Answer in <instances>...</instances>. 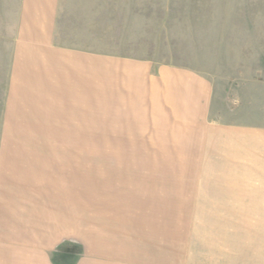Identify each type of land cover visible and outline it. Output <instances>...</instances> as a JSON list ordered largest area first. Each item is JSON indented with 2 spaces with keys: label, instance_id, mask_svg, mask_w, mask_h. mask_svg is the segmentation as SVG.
<instances>
[{
  "label": "rangeland",
  "instance_id": "obj_1",
  "mask_svg": "<svg viewBox=\"0 0 264 264\" xmlns=\"http://www.w3.org/2000/svg\"><path fill=\"white\" fill-rule=\"evenodd\" d=\"M263 70L264 0H0V264H264Z\"/></svg>",
  "mask_w": 264,
  "mask_h": 264
},
{
  "label": "crops",
  "instance_id": "obj_2",
  "mask_svg": "<svg viewBox=\"0 0 264 264\" xmlns=\"http://www.w3.org/2000/svg\"><path fill=\"white\" fill-rule=\"evenodd\" d=\"M263 72H264V70H263ZM261 135L264 136V134H256V136L254 135V137L256 138L255 141H257L256 143H258L259 146L261 145V152H259V153L257 152V150L255 148V141H254V143H251V141L247 140L246 142H243V143H231L230 145H228L229 143H222V145L232 146V148L234 149V155H232V157L237 156L236 158H246V159H249L254 165H257V164H259V162H257L258 159H254V160H252V159H253V157L256 158L258 155H260L261 156L260 162L262 164H264V141L262 142V140H259L260 139L259 136H261ZM233 138L234 137H232V139ZM224 140L226 141L227 138ZM236 150L238 152H236ZM235 152H236V154H235ZM262 170H264V168ZM248 179H254V178H252L251 176L248 175ZM248 196L250 197V203L252 202V203H255L257 205L260 202H262L261 200H264V191H254L253 190V193L248 194ZM251 198H252V200H251ZM249 209L254 210V211H264V207H249L248 210ZM40 239H41L40 235H38V237H36V236L34 237V240H40ZM43 242L46 243V240ZM29 249H31V248L27 249L25 247H21L20 249H18V251L17 250L15 251V252H18L17 259L13 260L12 263H10L8 261V262H4L3 264H15V263H17V264H28V258L29 257H33V255H37V254L40 255L38 252H36V253H34L35 251L31 252ZM36 249L38 250L39 247H36ZM21 253L23 254L22 256H21ZM24 253L26 255H24ZM24 258H25V261H24ZM46 263H47V261H46ZM41 264H44V261Z\"/></svg>",
  "mask_w": 264,
  "mask_h": 264
}]
</instances>
